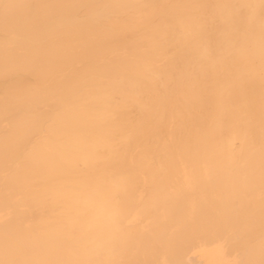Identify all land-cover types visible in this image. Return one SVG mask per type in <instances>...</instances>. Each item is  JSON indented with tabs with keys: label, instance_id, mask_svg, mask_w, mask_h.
<instances>
[{
	"label": "bare ground",
	"instance_id": "obj_1",
	"mask_svg": "<svg viewBox=\"0 0 264 264\" xmlns=\"http://www.w3.org/2000/svg\"><path fill=\"white\" fill-rule=\"evenodd\" d=\"M215 168H227L228 171L232 168H247L252 170V174L255 173L253 169H257L256 174L260 169L263 171L261 175H264V0H0V264H107L109 250H113L110 251L111 258L116 252L122 251L117 247L121 245L118 242L119 236L125 243V249L130 248V245H126V241L128 242L126 231L129 229L134 239L136 234L133 233L137 231L136 228L147 225V218L149 220L156 215L155 211L160 210V208L158 211L155 210L159 207L155 205H161V202L156 200L163 203L166 200L168 203L171 199L172 202L177 201L176 199L179 201L178 197H186L184 194L187 187L190 184L193 187L190 183L191 175V180L197 184L194 187L198 188L200 182L198 195L199 190L203 189L202 192L207 190L206 199L211 195L209 194L211 191L214 193L218 190L214 187L217 185L218 188V182L221 180H224L222 185L234 187L232 186L236 184L234 181L238 180L236 178L232 180L233 171L227 174V178L225 176L223 178L221 174V180H216L213 176L215 172L219 174V171ZM125 169L138 171L123 172ZM165 169H168V172ZM170 169L173 173L179 169L177 171L179 173L176 172L177 176L172 174ZM186 169H189L188 172L191 171L189 173L191 175H186ZM194 169H207L208 172L204 170L205 174L212 177L211 182L213 179L216 181L210 182L211 191L205 182L210 178L206 179L207 176L205 178V174L200 170L193 173ZM212 169L215 171L211 173ZM141 170H145L147 175L150 174L146 176L152 181H149L148 185L155 184L154 179H158V183L153 186L146 184L150 188L163 185L160 183L165 182L167 187L171 185L169 192L167 191L170 193L172 186H175L173 189L176 190L182 188L187 181L189 185L184 186L186 188H182L183 191L176 190L180 193L178 197L171 194L167 196L165 189L156 190L155 192L165 193L164 197L158 194L161 198L157 199L159 196L155 192L150 194L152 196L147 194L149 191L144 189L146 186L143 183H140L142 188L141 185L138 186L139 181L145 182L146 179V173ZM150 170H153L152 173ZM136 172L138 177L144 175L133 180L137 187L135 184L132 186L131 182ZM192 173L196 177L197 174L199 176L195 178ZM126 175L129 177L126 183L131 180V184L129 183L131 186L124 182L128 178ZM181 175L189 177L187 181L184 179L186 182L184 181L182 185L181 178L184 177H180ZM161 176L163 181L160 182ZM165 176L168 177L166 180ZM199 177L200 180H196ZM109 180L114 184L111 185ZM174 180L179 181V184L176 185L177 182ZM169 181L172 184L174 182V185ZM254 181L251 180L253 185L256 183ZM263 181L264 179L261 183ZM107 182L110 186H106ZM115 182L117 186L124 187L125 184L128 188L140 187V192L144 189V195L140 194L143 195L141 199L140 195L137 196L139 191L136 194L132 192V196L137 197H132L133 205L130 203L133 207L130 209L132 213L136 204L135 211L143 212L127 215L126 210L125 216L122 207L118 205L121 215L116 214L118 210L115 212V204L105 199L106 189L110 190L111 193L109 191L108 193L111 195L112 192L120 190L114 188ZM237 184L241 192L242 189L246 191L241 182ZM225 187L223 192L226 191L229 195ZM258 187L255 189L259 192ZM191 189L193 190L187 189L190 192L185 194L188 201H191L193 193L196 192L197 195L196 188L193 193ZM234 189H238V186ZM240 190L238 189L236 196L232 195L236 197L235 200L232 197L234 201L238 199L239 202ZM176 192L171 193L177 196ZM181 192L184 193L182 196ZM116 194L113 196L116 197ZM122 194L125 196V189ZM128 194L130 195L129 192ZM145 194L148 196L145 197ZM120 196L115 198L117 203L128 200L122 197L119 201ZM169 197L171 198L168 199ZM229 197L230 195L227 198L231 199ZM147 198L150 200L147 201ZM151 198H155L156 200H153L157 203L155 204ZM241 198V202H244L243 197ZM193 199L195 197H192L190 204L194 203L192 205L194 209L199 206V210L195 209L198 210V214H195L200 215V207L203 208V204H206L205 197L202 198L204 201L199 199L200 202L199 200L197 202L196 198V203ZM208 199H210L208 209L215 207V201L213 203L215 198L211 200L210 196ZM261 199V203H264ZM137 200L141 203L138 204ZM181 200H184L181 203L183 206H188V211H195L191 210L188 201ZM129 202L128 200L126 203ZM249 202L245 206L249 205ZM142 203H145L143 208ZM257 203L260 202H255L258 206ZM253 204L251 202V206L255 207ZM165 205L161 210L168 214L164 209L169 204ZM231 205L234 207V203ZM207 206L205 205L204 210L209 214ZM257 206L256 210L249 209L255 211V216L256 211L257 215L261 213L260 210L258 212ZM178 207L180 211L187 210L185 207ZM237 207L235 205L233 210H242L241 214L248 211L247 207H245L247 209L243 206ZM215 209L216 207L210 208V213ZM238 211L236 214L239 216L235 218L239 217L242 224L238 226V218L235 223L237 231L245 230L243 226L245 219H242L244 214L241 217ZM142 213L147 217L145 220ZM135 214L137 217L139 214L142 215L139 217L143 219L144 224L139 217H135ZM160 214L157 216V213L155 218L152 217L150 220L161 222L158 218H162ZM169 214L165 215L166 219L169 217L167 220L171 217ZM182 214L188 223L193 221L189 222L187 217L191 215L187 216L189 214L186 212L181 211V216L178 214L177 217H182ZM127 216H130L128 217L130 219L126 221L124 219ZM131 216L135 217V220L131 219ZM174 216L176 217L175 214ZM245 216L249 219L248 215ZM109 217L114 220L108 223L115 224V227H118L119 224L116 223H120L121 219V222L131 223V226L125 229L126 224L122 223L123 226L119 225L116 229V232L118 231L116 234L115 229L107 224ZM175 217L173 218L177 219ZM208 217L207 215L208 221L212 222L213 220H209ZM222 218L219 221L222 222ZM166 219H162L161 225H165L163 229L157 228L156 222L154 223L156 226L150 224V227L141 228L147 229L151 237L156 239L158 237L159 240L149 237L146 239L150 241L148 243L151 241L155 243L156 240V244L162 245L152 246L151 243V249L157 247V252L160 251V256H154L155 259L156 257L159 259L155 260L159 264L163 263L161 258H165L169 252L172 257L175 250L179 251L175 248L177 240L173 252L170 250L174 242L169 243L171 241L169 236V239L166 236L167 242L164 237L159 238L170 233L166 226L171 223L169 229L173 228L174 231L176 224L178 228L184 226L183 220L177 219V222L170 219L171 221L167 222ZM217 219H214V225L210 222V227L209 222L204 221L210 231H207V234L210 235L213 231L212 234L216 237L222 230L225 231L223 234L226 236L228 234L227 238L231 239L229 235L231 231L234 233V228L226 232L228 230L221 229L220 227L224 225L219 226ZM263 219L255 221L257 223L253 225L257 224L258 229H254L264 227ZM136 220L142 224L138 223L140 225H135L136 228L133 230L132 224L133 221L137 222ZM202 220L204 218L201 221L198 219L200 225L194 228L195 231L200 226L203 229ZM249 220L252 222L253 219ZM175 222L177 223L174 225ZM192 223H190L192 226H197ZM215 224L220 228V230L216 228L219 233H215L216 229L213 230ZM121 226L124 229H121ZM177 227L176 230H179ZM107 228L111 230L110 235L113 233L112 236L107 234L108 241ZM202 229H199L203 235L201 237L209 239L204 235L207 229H203L204 234ZM248 230L246 229V232ZM186 231L191 242L198 236L197 231L194 237V234H189L195 231L189 229ZM254 231L250 234L247 232L248 238ZM139 232L140 230L138 234H143ZM256 232L255 235L258 236L260 232L264 233V228ZM175 233L174 235L170 233V236L171 234L174 236L171 238H177ZM145 235L147 236V233ZM261 235L263 237L264 234ZM139 236L137 238L140 240L136 241L135 238L134 242L143 241L136 247L140 249L138 254L144 253L141 259L147 260L151 257L154 260L152 257L154 254H147L150 251L154 252L149 250L151 246L148 247L147 244L145 248H141L142 244L146 243L145 236ZM209 237L213 240V236ZM227 238L225 243L221 241L223 245L230 246L234 243L228 241L226 244ZM177 239L182 238L180 236ZM113 240H117L120 245H116L118 244L116 241L115 244L112 243ZM251 241L253 237L249 242ZM254 241L251 242V246H258ZM110 243L117 249L114 247V250ZM182 244L178 249L184 246ZM191 244L193 242L190 246ZM197 245L199 248V243ZM167 246L171 248L166 250ZM257 246L253 248V251H256L255 257L258 258L257 253L260 258L264 257V250ZM184 247L182 250L186 248L189 250L188 246ZM218 247L220 246L213 247L214 250L210 252H194L195 255L188 259V264H226L225 261L229 258L228 250L226 252L222 249L227 255L226 253L220 255ZM234 248L236 247L233 246L229 253ZM131 249L135 250L133 247ZM133 250L132 252L137 254L138 250ZM116 254V259H123L125 256ZM138 254H133L137 261L131 256L132 262L138 264V261L139 263L142 261L145 264L148 260H140ZM150 254L152 256H149ZM161 254L164 256L161 257ZM232 254L231 258L234 256ZM187 256L186 253L185 257ZM127 258L123 260L132 264ZM222 258L223 260L227 258L225 263H222ZM231 258L229 259L232 260ZM257 258L255 262L260 261V258ZM167 259H164L165 263L176 264L173 261L175 258L166 262ZM123 260L120 261L122 264ZM152 260L149 261L153 262ZM230 260L228 261L231 262ZM233 260V264H237L236 259ZM181 261H183L181 264L187 263L184 259H180Z\"/></svg>",
	"mask_w": 264,
	"mask_h": 264
},
{
	"label": "rangeland",
	"instance_id": "obj_2",
	"mask_svg": "<svg viewBox=\"0 0 264 264\" xmlns=\"http://www.w3.org/2000/svg\"><path fill=\"white\" fill-rule=\"evenodd\" d=\"M127 170H128V169H125V170H122V171L124 172V171H127ZM130 170H131V169H129L128 171H130ZM132 170H133V169H132ZM132 170H131V171H132ZM134 170H136V169H134ZM134 170H133V171H134ZM156 170H157V169H156ZM165 170H166V172H168V169H165ZM170 170L172 171L171 173H172V174H175V175H176V172L179 171V169H178L175 173H173V170H172V169H170ZM170 170H169V173H170ZM180 170H182V169H180ZM188 170H189V169H188ZM188 170L186 169V172H187L186 175H187V176L191 175V174H189L191 171L188 172ZM192 170H193V169H192ZM195 170H198V171L200 170L201 173H202V171H203L204 174H205L204 170L207 171V169H202V170H201V169H194V172H193V173H195V172L197 173V171H195ZM208 170H209V169H208ZM212 170H213V169H212ZM212 170H210L211 173L214 172L215 170L219 171V174H218V172H217V174H216V172L214 173L215 175H214L213 177H214V178L216 177V178H215L216 180H217V179L221 180V176H222L221 174H223V178H224V176H225V178H227V177H226L227 174H229L230 171H233V172H232V173H233L232 175H233L234 177H232V180L234 181V180L237 179L238 181H234V183H236V184H237L238 182H241V184L243 185L242 187H244L246 191H244V190L242 189V187H241V189H242V192H241V190H240V188H239V185H238V184H237V185H236V184H233L232 181H229V183L231 182V184H233L232 186H234V187H232V188H231V186H229V185H227V186H226V185H222L221 183H223L222 181H224V180H221V181L218 182V188L216 187L217 185L214 187V188H216V189H218V190L220 189V191L216 190L217 192L215 191L214 193H212V191H211V187H212V186H211L210 184H211L213 181H215V180L213 179L212 182H211V178H212V177L210 178V176H207V175L205 174V178H206V176H207L206 179L210 178L209 180L205 181V182H207L208 186H210L209 191H211V193H209V194H211V195L208 194V195H209L208 198H210V196H212V199H211V200H213V197L215 198V199L213 200V203H214V201H215V207H216V209L213 210V212L215 211V213L211 212V213L213 214V215H212V214L210 213V210H209V209H210V208H213V209H214L215 207L213 206V207H210V208L208 209V207H209V205H210V199H208V198L206 199V196H207V192H206V191H207V190H204L206 193H205L204 191H203V192L201 191V190H203V189L199 190V194H200V195H198V191H197V189H200V182L198 183V184H199V187H198V188H197V187H194V185H195L196 183H194V181L191 180V179H192V175H191V176H190V177H191V178H190V181H191L190 183H192L193 187H191V184H190L189 187H187V186L189 185V182L187 181V180H189V177H186L185 175H181L180 177H184V178H181V179H183V180L180 179V180L182 181V183H180V185L184 184L183 182L186 180L187 182L185 181L186 184H184V186L187 185V186H186L187 189H189V188H193V190H194V188H196L195 190L197 191V195H198V197H197V195H196V192L193 191L192 189H191L192 193L195 192V194H194V193H193V194L190 193V194H192L191 196H192L193 198L195 197V199H193V201H194L195 203H196V198H198V199H197V202H198L199 199L203 200L204 197H205L204 200H205L206 204H205V203H204V204L202 203V204H203V208L200 207L201 210L199 211L200 215L202 214L201 217H199L200 215H196V214H195V213H197V211L199 210V208H198L199 206L197 205L198 207H196L195 209L198 208V210H195L194 207L192 208V205H193L194 203H193V204H192V203L190 204V202L192 201V197H191V201H188V200H187L188 198L186 199L187 195H185V194H189L190 190H189V191H188L187 189H186V191L184 190V191H185V194L181 192V196L184 194V196H186V197H185V198H182V197L180 198V197H178V195L180 196V193H177V192H180V190L183 191L182 188H186V187H184L183 185H182V188L179 187L180 185L178 186L179 188L176 186V187L178 188V189L175 188V189L177 190V192H176V190L173 189L175 186H172V189L170 188V189H171L170 191H171L172 193H173V192H176L177 196H176L175 194H172L171 192L168 193V192H169V187L171 186V185L169 186V183L172 184L170 181H169V183L167 182V184H168L169 187H167L166 183L163 182V183H160V184H163L164 186L166 185V187H164L163 185H158V186H156L157 188H156V187H155V188H154V187H153V188H152V187L150 188V187H148V186L151 185L152 183L148 185V182L150 181V178L148 179V177H146V176H148V175H150V174L147 175V173H146L145 170H141V172L143 171L144 173H146V175H145L146 179H144L145 177L143 178V179L145 180V182L139 181V179H138V181H139V185H138V186L141 185L140 187L142 188L143 186H142V184H140V183H143V185L146 186V187H144V189H148V191H149V193H147L149 196H152V195H150V194L154 193L156 190L162 189L161 191H163V189H165L164 192L166 191L165 193L168 194L167 196H170V194H171V195H173L174 197H178V198H179V201H178V199H176L177 201L173 200L172 202H171V200H172V199H171V200L169 201L171 204H170L169 202H168V203L165 202L166 200H165L164 203H163L162 201L156 200L155 198H157L156 195H158V194H160V196L162 195V196L164 197L163 194H165V193L163 192V193L161 194V193H159V192H155V193H156V195H155L156 197L153 198V199H155L157 202H161V205H158V204L155 205L157 202L151 198L153 202L155 201V204L152 202L153 206H154V205H155V206H159V207L155 208V210L158 211V209L160 208V210H159L158 212H156V211L154 212V213H156V215H157V213H158L157 216H159V214H160L161 211H162V210H161V207H163L164 204H166V205L169 204V205H168L169 207L167 206L165 209L162 208V209H164V212L167 211L168 214L170 213V214H169V215L171 216L170 219H172L173 217H175V216H174V214H175V215H176L175 218H177L178 220H183V224H184V226H182L184 229H183L181 226H179V228H178V227H177V224H176V223L178 222V220H177V219H174V218H173L174 220L172 219V221H176V220H177V222H175V223H173V224H174V225L176 224V227H177L179 230H180V228H182V229L179 231V230H176V227L173 226V227L175 228L176 233H175V231H174L173 228H172L171 230L169 229V228H171V227H169V226H172L171 223H170V225L166 226L167 229L169 230V231H168V230L166 229V231L172 233L173 235H174V233H175V236L177 235V238H180V236H181V238H182L181 240H180V239H177L176 237H175V238H171V236H172V237H174V236H173L172 234H171V236H170V233H169L168 235H167V234H166V235H165V234H164V235L162 234V235H163L162 238L159 237L160 239H163V237H164V240H165V239H166V236H167V239L170 238V240H171V241H169V243L172 242V241L174 242V243L172 242V243H173V244H172V248L167 246L168 248H166V250L169 249V248H171L170 251L173 250V252H174V250H175V249H173L174 244H175V245H176L177 243L179 244V245H178V244L176 245L177 247L175 246V248H176L177 250H179V251H176V250H175V252H174L175 254H173V253L171 252L172 255H173L172 257L170 256V255H171L170 252H169V253L167 252V253L169 254V256H168V254H167V256H165V258L163 257L164 255L162 256V254H161V257H163V258H161V257H160V258L163 259V260H161L163 263H162L161 261H160V262H161L162 264H171L172 262H171V263H168L167 261H169L171 258H175L174 260H173V259H172V260L175 261L176 264H181V263L183 262V261L180 262V259H181V260L184 259V260H185L184 262H187L186 264H188V263H189V262H188V261H189L188 259L191 258V257H193V256L195 255V253L200 252V251L210 252V251L214 250V248L217 247V245H218V246H220V247H218V249H220V255H222L223 253L225 254V253L227 252V250H228V252H227V253H228V256H227V257L231 258L230 255L233 253L232 255H234V256H232L231 259L233 260V259L235 258V259H236L235 262H237V264H246L247 262H248V264H250L249 262H252L251 264H253V263H254V264H257L256 262H258L259 264H264V262H262L264 257L261 256V258H260V256H259L258 253H257L258 258L255 257L256 255H254V253H255L256 251H253V250H254L253 248H256V246H257L256 243H258V246H257V247L260 246L261 250H262V249L264 250V246H262V243H264V239L261 240V238H264V235H263V237H262V235H261V234H264V233H262L263 231L260 232V234H258V236L255 235V232H256V231H257L256 233H258V231H260V230L263 229L264 227L261 228L262 226H260V227L258 226V227H259V230H257V229H258V228L256 227L257 224H256V226L253 225L254 223H257V222H255V221L259 220V219H257V218H260L259 221H261V218H264V203H261V201H260V199H261L262 197H263V198H262L261 200L264 201V183H263L264 181L261 183V180L264 179V178H263V179L261 178V177H264V175H261V174L263 173V171H261L260 169H258L260 172L256 174L257 169H253V172H255V173L252 174V170H251V169H247V168H234V169L232 168V169H230V171H228L227 168H219V169H218V168H217V169L215 168V170H213V171H212ZM246 170H247V171H246ZM248 170H249V171H248ZM255 170H256V171H255ZM262 170H263V169H262ZM112 171H113V170H108V172H112ZM128 171H127V172H128ZM136 171H138V170H136ZM148 171H149V169H148ZM148 171H147V172H148ZM152 171H153V170H150V173H152ZM221 171H222L223 173H220ZM134 172H135V171H134ZM139 172H140V171H139ZM139 172H138V173H139ZM154 172H156V171H154ZM183 172H185V171H183ZM207 172H208V171H207ZM261 172H262V173H261ZM125 173H126V172H125ZM128 173H130V172H128ZM148 173H149V172H148ZM177 173H179V172H177ZM193 173H192V174H193ZM209 173H210V172H209ZM245 173H246V174H245ZM249 173H250V174H249ZM131 174H132V173H131ZM136 174H137V172L134 173V176L132 177V178H133L132 181L130 180L132 183H133V180H137V178H141V177L144 176V175H143V176L141 175V177H140V176L138 177ZM199 174H200V172H199ZM199 174H197V175L199 176ZM251 174H252V175H251ZM255 174H256V175H255ZM129 175H130V174H129ZM175 175H173V176L175 177ZM193 175H194V174H193ZM200 175H201V174H200ZM210 175H211V174H210ZM212 175H213V174H212ZM212 175H211V176H212ZM253 175H255L254 178H253V177L251 178V176H253ZM126 176H127V175H126ZM130 176H131V175H130ZM135 176H136V178H135ZM170 176H172V175H170ZM170 176H169V177H170ZM176 176H177V175H176ZM198 176H197V177H198ZM201 176H202V175H201ZM229 176H231V174H230ZM257 176H258L259 179L257 178ZM127 177H128V176H127ZM127 177H124V178H127ZM185 177H186V178H185ZM194 177L197 178L196 175H194ZM248 177H249V179H248ZM130 178H131V177H130ZM155 178H156V176H155ZM166 178H168V177L165 176V179H164V180H166ZM172 178H173V177H172ZM201 178H204V177H201ZM229 178H231V177H229ZM235 178H236V179H235ZM250 178H251L252 181H254V179H255L256 183H254V184H255V185L257 184V186L253 185V183L251 182ZM120 179H121V178H120ZM122 179H123V178H122ZM128 179H129V177H128L127 180H125L124 182H125V184H128V185H129L130 181H129V183H126V182L128 181ZM160 179H161V180H159L160 182L163 181V180H162V179H163L162 176L160 177ZM173 179L176 180V178H173ZM184 179H185V180H184ZM206 179H204V180H206ZM123 180H124V179H123ZM146 180H147V181H146ZM152 180H153V178H152ZM154 180H155V182H156L155 184H157V183H158V179L156 178V179H154ZM175 180H174V181H175ZM193 180H194V179H193ZM196 180H200V177H199V179H196ZM228 180H229V179H228ZM257 180H258V182H257ZM121 181H122V180H121ZM208 181H209V183H208ZM255 181H254V182H255ZM259 181H260V182H259ZM109 182H111V181L109 180ZM109 182H107L108 184H106V186H107V185L110 186ZM146 182H147V183H146ZM150 182H152V181H150ZM175 182H177V181H175ZM178 182H179V181H178ZM178 182L175 183V184L178 185V184H179ZM196 182H197V181H196ZM210 182H211V183H210ZM215 182H216V181H215ZM111 183H112L111 185L114 184V182H111ZM120 183H121V182H120ZM136 183H137V182H136ZM187 183H188V184H187ZM201 183H202V181H201ZM225 183H228V182H225ZM251 183H252V184H251ZM121 184H123V183H121ZM125 184H123L124 187H122L121 185H118V186H117V183L115 182V186H114V188H115L116 190H117V189L119 190V188H120V190H119L118 192H116V193H118V194L112 192L113 194L111 195V194L108 193V191L110 192V190H107V189L105 188V189H106V193H107L105 199H106V200L108 199V202H109V201H112V204H115V205H114L115 212H117V210L119 209V208H118L119 206L122 207V209H123L122 211H123V214H124L125 216H126V214H127V215H134V213L138 214V213H140V212H143V211H139V212H138V210L135 211L136 208H137V204L134 206V213H132L133 211L131 212L130 209H133V207H132L133 202H131V201H132V200H131L132 197H137V196H139L141 193H142V194L145 193L144 189L142 190L143 192H142V191L140 192V189H141V188H140V187H139V188H136V187H137V184L133 183L132 186L135 184L136 187H129V188H128V185H126V187H125ZM130 184H131V183H130ZM146 184H147L148 186H147ZM153 184H154V183H153ZM153 184H152V186H153ZM155 184H154V185H155ZM214 184H215V183H214ZM239 184H240V183H239ZM258 184H259L260 187H258ZM260 184H261V185H260ZM172 185H174V182H173ZM196 185H197V184H196ZM203 185H204V182H203ZM205 185H206V183H205ZM212 185H213V184H212ZM221 185H222L223 187L226 186L225 188H227V191H228V193H229V195H230L229 198L232 199V197H233L234 200H235V198H236L235 196L237 195V192H238V189H239V190H240L239 193L241 194L240 198L243 197L244 202H241V199H242V198L240 199L239 197H237V198H239V202H240V203L238 202V199H236L237 201H234V200L232 199L233 202H231V201H230L231 199H228V198H227L229 195L227 194L226 191L223 192L224 190H223V187H221ZM235 185H236V187L238 186V189H236V190L234 189V188H236ZM250 185H252L254 188H251ZM129 186H131V185H129ZM213 186H214V185H213ZM262 186H263V188H262ZM104 187H105V184H104ZM202 187H203V186H202ZM205 187H207V186H205ZM205 187H204V188H205ZM257 187L260 188V189H259V190H260L259 192L257 191V189H255V188H257ZM107 188H108V187H107ZM112 188H113V187H112ZM214 188H213V189H214ZM225 188H224V189H225ZM250 188H251V189H250ZM124 189H125V196H122V195H124V194H122V193L124 192ZM126 189H127V190H126ZM131 189H132V191L130 192ZM134 189H135L136 192H134ZM138 189H139V190H138ZM179 189H180V190H179ZM206 189H207V188H206ZM111 190H112V189H111ZM122 190H123V192H121ZM128 190H129V191H128ZM178 190H179V191H178ZM138 191H139L140 193L137 194V196H136L135 194L138 193ZM148 191H147V192H148ZM167 191H168V192H167ZM200 191H201L203 194L205 193V195H204V196H203V194L201 195V192H200ZM232 191H233V194H231ZM234 191H236V192H234ZM243 191H244V193H243ZM254 191H256V192H254ZM119 192H121V193H119ZM128 192L130 193L131 196L128 194ZM132 192L135 193V194H134L135 196H132V194H133ZM187 192H188V193H187ZM245 192H246V193H245ZM250 192H251V193H250ZM260 192H261V194H260ZM110 193H111V192H110ZM131 193H132V194H131ZM224 193H226V194H224ZM248 193H249V194H248ZM256 193H257V194H256ZM114 194H116L117 196H118V195L120 196V195L122 194V195L120 196V199L118 198L119 201H121L122 197H123V199H124V197H126V198H128V200H129L130 202H129V203H126V202H128V200H126V202H125V200H123L124 202H122V203H117V200H115V198H116L117 196L115 195L116 197H114V196H113ZM147 194H145V197L148 196ZM213 194H214V195H213ZM215 194H216V195H215ZM234 194H235V196H232V195H234ZM244 194L246 195V197H244ZM250 194H251V195H254V197L251 196ZM258 194H259V195H258ZM127 195H128V196H127ZM143 195H144V194H143ZM143 195H140V196H139L140 199L142 198ZM193 195H195V196H193ZM247 195H249V196H247ZM256 195H257L258 197H257ZM158 196H159V195H158ZM160 196H159V198H157V199H160V198H161ZM173 196H171V197H173ZM189 196H190V195H188V197H189ZM199 196H203V197H202L203 199H202L201 197L199 198ZM215 196H216V197H215ZM225 196H226V197H225ZM238 196H239V194H238ZM129 197H130V199H129ZM145 197H144L143 199H145ZM153 197H154V195H153ZM165 197H166V196H165ZM171 197H169L168 199H170ZM249 197H251V198H249ZM256 197H257V198H260V199L258 200V199H256ZM149 198H150V197H149ZM149 198H147V201L150 200ZM247 198H248V199H247ZM254 198H255V199H254ZM116 199H117V198H116ZM137 199L139 200V198H137ZM164 199H165V198H163V200H164ZM168 199H167V201H168ZM181 199H185L186 201H188V204H190V208H192L191 210H195V211H190V210L188 211V206H187V205H186V206H183V204H181V203H182V201H184V200H181ZM135 200H136V198H135ZM138 200H137V201H138ZM180 200H181V201H180ZM189 200H190V199H189ZM204 200H203V201H204ZM227 200H228V201H227ZM243 200H242V201H243ZM119 201H118V202H119ZM139 201H140V200H139ZM139 201H138V204L141 203V202H139ZM141 201H142V200H141ZM143 201H144V200H143ZM174 201H175V202H174ZM245 201H247V202L250 201V202H249L250 204L248 203L249 205L245 206L246 203H247V202H245ZM258 201H259L260 203H259V204L257 203V204H258V206H257V205L255 204V202H258ZM199 202H200V200H199ZM208 202H209V203H208ZM237 202H238V203H237ZM251 202L254 203L253 205H255V207L257 206L258 212L261 211V213L263 214V215H262V214L260 213V214H261V217H260V214L257 215V211H256V216H255V213H254L255 211L252 212L251 210H249V209L256 210L255 207H252V206H251ZM130 203H131L132 205H131ZM135 203H136V202L134 201V204H135ZM148 203L151 204V202H148ZM174 203H175V207H174ZM176 203H178V204H176ZM213 203L211 202V204H213ZM226 203H227V204H226ZM228 203H229V204H228ZM231 203H232V204L234 203V207H235V205H236V207H237V204H239V205H238L239 207H242V206L244 207V206H245V207H247L248 209L245 208V207H244V208L247 209L248 211H246L245 209H243V210L246 211V212H245V214H244V212L241 214L240 211H242V210H240V209H242L243 207L239 209L240 211H238L237 209H236V210H235V209L233 210L234 207H233V205H231ZM242 203H244V204L242 205ZM106 204H107V203H106ZM112 204H111V206H112ZM159 204H160V203H159ZM172 204H173V205H172ZM197 204H200V203H197ZM202 204H201V205H202ZM222 204H223V206H222ZM118 205H119V206H118ZM130 205H131V206H130ZM144 205H145V203H144V204L142 203V208L144 207ZM166 205H165V206H166ZM181 205H182V206H181ZM195 205H196V204H195ZM201 205H200V206H201ZM205 205H208V206H207V209H208L207 211H208L209 214H207L206 210H204ZM229 205H231V206H229ZM240 205H241V206H240ZM127 206H128V207H131V208H128ZM138 206H139V205H138ZM140 206H141V205H140ZM140 206H139V207H140ZM155 206H154V207H155ZM178 206L181 207V208H184V207H185V209H187L186 211H183V210H181V211H182V212H186V214L188 213L189 215H187V216H190V215H191V216H190L191 219H190V217H189V218L187 217V219H189V222L193 220L192 222H194L195 225L197 224V226H195V227L192 226V225L190 224V223H192V222L188 223V220L186 221V219H184L185 217H184L183 214H182V217H177L178 214H179L178 216H181V211H180V208H179ZM249 206H251V208H250ZM135 207H136V208H135ZM170 207H171L172 209L174 208V209H173L174 211H173ZM177 207H178L179 209H177ZM228 207H230V208L232 209V211H235V212L230 211L231 209L229 210ZM239 207H237V208H239ZM258 207H259V208H258ZM108 208H109V207H108ZM190 208H189V209H190ZM253 208H255V209H253ZM110 209H111V208H110ZM124 209H125V210H124ZM138 209H139V208H138ZM166 209H168V210H170L171 212H173V214H172L171 212H169L168 210H166ZM175 209H177L176 212H178V213L175 212ZM185 209H184V210H185ZM112 210H113V208H112ZM126 210H127V211H126ZM129 210H130V211H129ZM141 210H142V209H141ZM202 210H203V211H202ZM211 210H212V209H211ZM259 210H260V211H259ZM124 211H126L127 213L125 214ZM187 211H188V212H187ZM216 211H217V213H216ZM236 211L240 212L239 214H240L241 217H242L243 214H244V218L242 217V219H245V220H243V221H244L245 223H247V224L245 225L244 222H243V226H245V227H244L245 230H244V229H238V231H237V226H236L235 223H237L236 220H238L239 217H238L237 219H236L235 217H236V216H239V215L236 214V213H237ZM250 211H251V212H250ZM110 212H111V210L109 211V213H110ZM115 212H114V213H115ZM129 212H130V213H129ZM137 212H138V213H137ZM193 213H194V214H193ZM246 213H247V214H246ZM248 213H249V214L252 213V214H253V215L251 214L252 217H251V215L249 216ZM116 214H117L118 216L121 215V213L119 212V210H118V213H116ZM116 214H115V215H116ZM119 214H120V215H119ZM136 214H135V217H137ZM142 214H143V213H142ZM168 214H167V213L164 214L163 211H162V213L160 214V215L162 216V218L158 217V218L160 219L161 222H158L159 220H154V222L150 220L152 217L155 218V216H156L155 214H154L151 218H149V220H148L147 217H144V214H143V218H144V220L147 218V222H146L147 225H146V224H145L146 226H145V225H144V226L141 225V226H142L141 228L145 229L147 226L150 227V224L155 225L154 223L156 222V225H157V226H156V225H155V226H156L157 228H159V229H160V228L163 229V228H164L163 226H165V225H164V224L161 225V223H162V221H163L164 219H166L165 217H166ZM184 214H185V213H184ZM197 214H198V213H197ZM216 214H218L219 217H218V215H216ZM223 214H224V215H223ZM115 215H114V218H115ZM117 215H116V219L118 218ZM165 215H166V216H165ZM207 215L209 216V217H208L209 220H211V219L213 220L212 222L210 221V222L212 223V225H214V224H213L214 219H217V218H218L217 220L219 221V220H221V218L223 217V218H222V219H223L222 222H224V223H222L221 221H219L218 225H219V226H222V224H223L224 227H220V228H221V229H223V228H224V229H227L228 231H226V232L231 231V230H232V229H231L232 227L234 228V229H233V230H234V233H233V231H231V232H230V235H229L231 239L227 238L228 234H227V236H226V234H223L225 231H222V230L219 231L220 228H219V226H217V224H215V225H216L215 228H214V227H212V228H214L213 230H215V229L218 227V228H219L218 231L221 232L223 236H222L221 233H220V235L218 234V235H216V237H215V236L213 235V234H214L213 231H212L213 234L210 233V235H208L207 233L210 232V231H208V229H209L208 227H210V222H209L208 219H207ZM215 215H216V217H213V216H215ZM245 215H248V218H249V219H250V218L253 219L252 222H253V221H254V222L252 223L251 220L247 219ZM139 216L141 217L142 215L139 214L138 217H139ZM172 216H173V217H172ZM185 216H186V215H185ZM193 216H195V217H193ZM211 216H212V218H210ZM110 217H111V216H110ZM110 217L108 218L109 220L107 219V224H108V225H111L112 228L115 229V230L112 229V232H113V230L116 232V229H118L119 225H122V226H123L122 223H124L125 221H124V222H123V221L121 222L122 219H121V218H120L121 220L118 219V220L120 221V223H116V225H117V224H119V225H118V227H115V226H114L115 224L112 225V224L108 223V221H110V222L112 223V220H114V219H112V218H110ZM112 217H113V216H112ZM128 217H130V216H127V218L124 217L125 219H124V218H123V219H124V220H126V219H130V218H128ZM135 217L131 216V219L134 218V220H135ZM138 217H137V218H138ZM140 217H139V218H140ZM224 217H226V219H225ZM137 218H136V219H137ZM168 218H169V217H168ZM168 218H167V219H168ZM179 218H180V219H179ZM200 218H201V219L204 218V220H202L201 224L203 223V225H204V226H203V229H204V228L207 229V230H206V234H207L208 236H207L206 234H204V230L201 228V226H200L199 229H200V230L202 229V231H203L202 233L205 235V237H207V238H209V239H206V238H204V237H201V236H203V235L201 234V231H200L199 229H198L199 231L196 229V231H197V235H198V236H196V231H195L194 228H198V226L200 225V223L198 222V219H199V221H201ZM110 219H111V220H110ZM116 219H115V220H116ZM162 219H163V220H162ZM167 219H166V220H167ZM170 219L167 220V222H168V221L170 222V221H171ZM196 219H197V220H196ZM227 219H229V221H228ZM254 219H256V220H254ZM139 220H142V221H143V219H141V218H140ZM139 220H138V221L136 220L137 222H135V223H134V221H133L132 226L134 225V227H133L134 229H133V228H131V229L135 230V228H136L135 225H140V224H142V223L144 224V221L141 223V221L139 222ZM205 220H206V221H205ZM246 220H248L249 222L246 221ZM263 220H264V219H263ZM263 220H262V221H263ZM126 221H127V220H126ZM148 221L153 222V223H150V222H148ZM204 221H205V222H207V221L209 222V226H208V227H207L206 224H204ZM129 222H130V221H129ZM129 222H128V223H129ZM131 222H132V221H131ZM165 222H166V221H165ZM167 222H166V225H167ZM216 222H217V221H216ZM216 222H215V223H216ZM220 222H221V223H220ZM225 222H226V223H225ZM229 222L231 223V225H229ZM113 223H115V221H113ZM136 223H137V224H136ZM138 223H140V224H138ZM158 223H159V225H158ZM198 223H199V224H198ZM227 223H228V224H227ZM124 224H126V225H124L125 229H128V228H129L128 226H131V225H130L131 223H130V224H127V222H125ZM180 224H182V222H180ZM192 224H193V223H192ZM220 224H221V225H220ZM240 224H242V220L240 221V218H239V220H238V226H239ZM160 225H161V226H160ZM205 225H206V226H205ZM262 225H264V224H262ZM106 226H107V225H106ZM122 226H121V227H122ZM126 226H127V227H126ZM230 226H231V227H230ZM121 227H120V228H121ZM124 227H122L121 229H124ZM144 227H145V228H144ZM190 227H192V228H190ZM239 227H240V226H239ZM239 227H238V228H239ZM110 228H111V227H110ZM120 228H119V232H120ZM141 228H139V227H138V229L136 228L137 231H135V232L133 233V234H136V235H134V237H133L134 239L136 238V239H135L136 241H139V240H140L139 238H137V236H139V235H141V237L145 236V239H146V237H149V238H151V239H152V238L156 239V237H153V236L151 237V234H150V232H149V233L147 232V231H148L147 229H146V230H141ZM152 228H153V226H152ZM212 228H211V230H212ZM241 228H243V227H241ZM254 228H257V229H254ZM159 229H157V230H159ZM162 229H161V230H162ZM188 229H189V231H192V232L195 231L194 233H190V232H188V234L190 233L189 235H193V234H194L193 237H194V236L197 237V238L194 237L195 239L192 241L193 244H191V246H190V243H192V242L190 241L191 238H190V240H189L188 238H189L190 236L187 237V231H186V230H188ZM193 229H194V231H193ZM224 229H223V230H224ZM246 229H247V230L249 229V230L247 231L249 234H250L251 232L253 233V231L256 230V231H254V234H251V235H255V237L250 235V238H248V237H249V236H248L249 234L246 232ZM106 230H108V232L106 231V232H107V233H106V239H107V241H108V240H109L108 235H109V236H112L113 233L110 235V234H109V231H111V230H110L109 228H107ZM133 230H132V232H133ZM139 230H140V232H142L143 234H141L140 232H139L140 234H138V231H139ZM154 230H156V229L154 228ZM154 230H153V231H154ZM183 230H184V231H183ZM240 230H241V231H240ZM127 231H129V229H128ZM127 231H126V237L128 238V242L126 241V243H127L126 245H130V248L125 249V248H126L125 245H124L125 243H123L124 241H121V240H123V239L119 236L120 241H118V242H120L121 245L117 242V240H115V241H116V243H118V244H116V245H120V247H119V246H117V247L119 248V250H120V248H121V250H122L121 252H122V253H121V252H120V253H119V252H116V253H118V254H120V255H122V254L125 255V256H123V259H124V260L128 257L127 259L130 260L129 263L137 264L135 261H134L135 263L132 262V261H133L132 258H133L134 260H136V261L138 260V259H135V256H133V254L137 255L138 253H140V249L138 250V249H136V247H138V243L141 245V243H142L143 241H142L141 243H140V242H137V243L134 242V239H132V237H131V235H130V234H131V233H130L131 231H129V233H128ZM143 231H146V232H143ZM149 231H151V229H150ZM173 231H174V232H173ZM177 231L179 232L178 234H180V232H182V233L179 235V237H178ZM207 231H208V232H207ZM215 231H216L215 233H219V232H217V229H216ZM242 231H245V232H246V235H245V232H242ZM117 232H118V231H117ZM117 232H116V234H117ZM121 232H122V230H121ZM123 232H124V231H123ZM136 232H137V233H136ZM157 232H158V231H157ZM157 232H156V233H157ZM199 232H200V234H199ZM240 232H241V233H240ZM145 233H147V236L145 235ZM156 233H154V234H156ZM161 233H162V231L160 232V234H161ZM166 233H167V232H166ZM231 233H233V236H232V237H231ZM243 233H244V234H243ZM107 234H108V235H107ZM114 234H115V233H114ZM119 234H120V233H119ZM119 234H118V235H119ZM123 234H124V233H123ZM148 234H149V236H148ZM154 234H152V235H154ZM234 234H235V237H234ZM120 235H121V234H120ZM127 235H128V236H127ZM260 235H261V237H260ZM168 236H169V238H168ZM209 236H213V240H211L212 237H209ZM224 236L227 238L226 244H228V243H227L228 241H229L230 243H232V242H234V243L231 244L230 246H229V245H227V246L223 245V243H222L221 241H223V242L225 243V239H226V238H225ZM115 237H116V236H115ZM117 237H118V236H117ZM122 237H125V236L122 235ZM139 237H140V236H139ZM200 237H201V238H200ZM221 237H222L223 239H221ZM252 237H253V241L256 239V240L254 241V242H255L254 244L256 245L255 247H252V246H251L252 243H253V241H251L252 243L249 242L250 240H252ZM258 237H259L260 239H258ZM127 238H126V239H127ZM217 238H220V239H217ZM224 238H225V239H224ZM232 238H233V239H232ZM247 238L250 239V240H248ZM254 238H255V239H254ZM117 239H118V238H117ZM131 239H132V240H131ZM142 239H144V238H142ZM142 239H141V240H142ZM145 239H144V242H146V243H144V244H146V245L142 244L143 247L140 246L141 248H145V246H147V244H148V247H149V246H151V243L154 242V241H151V243H148L149 240L147 241V239H146V241H145ZM216 239H217V241H215ZM156 240H159L158 237H157ZM156 240H155V243H152V246H153V244H156ZM176 240H177L178 242H177ZM200 240H201V241H200ZM205 240H206V241H205ZM208 240H209L210 242L212 241L211 243H212L214 246H213L211 243H209ZM232 240H233V241H232ZM110 241H112V239H111ZM110 241H109V242H110ZM113 241H114V240H113ZM115 241L112 242V243L115 244ZM165 241H166V240H165ZM179 241H182L181 243H183L184 246H188L189 250H187V248H186V250L189 251V252H187L185 249L182 250V248H185L184 246H183L182 248L180 247L181 249H178V246H181V243H180ZM218 241H220L219 244H218ZM247 241H248V242H247ZM149 242H150V241H149ZM166 242H167V241H166ZM176 242H177V243H176ZM216 242H217V244H216ZM135 243H136V244H135ZM159 243H160V242H159ZM163 243H164V241H163ZM198 243H199V248H198V245H197ZM249 243H251V244L249 245ZM259 243H260V244H259ZM114 244H113V245H114ZM149 244H150V245H149ZM161 244H162V243H161ZM166 244L168 245V243H166ZM183 244H182V245H183ZM113 245L110 243V246H112V248H113L114 250H115V248L117 249V247H115V245H114V246H113ZM157 245L160 246V247L162 246V245L156 244V246H157ZM169 245H171V244H169ZM222 245H223V247H225L224 249L222 248ZM263 245H264V244H263ZM152 246L149 248V250L152 248ZM212 246H213L214 248H213ZM231 246H232V247H233V246L236 247V248H234V249H236V251L234 252V249H233V251H232L231 253H229V251L232 250V249H231V248H232ZM261 246H262V247H261ZM114 247H115V248H114ZM132 247H133L136 251L138 250V251H137V254H136L135 252H132V250H133V249H131ZM160 247H159V248H160ZM163 247L165 248L166 246H163ZM163 247H162L161 249H163ZM191 247H192V248H191ZM202 247H203V248H202ZM230 247H231V248H230ZM109 248H110V247H109ZM112 248H110V249H112ZM155 248H156V249L153 248V249H151V250H153L154 252L156 251V252H155L156 255H155V253L152 252V251L147 252V254H149V253L154 254L153 256H152L151 254L149 255V256H152V257L154 258V260H152L151 257H150L151 259H150V258H147L148 261H149V260H152L153 262L149 261V263H148V261L145 259V256H144V259H145V260L141 259V255H143L144 253H143V254H142V253H141V254H138V255H139L138 258H139L140 260L147 261L145 264H147V263H148V264H151V263H152V264H159V263H156L155 260L158 259V258H157L158 256H160V253H159L160 251L157 252L158 249H157V247H155ZM206 248H208L209 250H208V249L205 250ZM212 248H213V249H212ZM237 248H238V250H237ZM197 249H198V250H197ZM222 249H223L224 251H226V252L222 251ZM230 249H231V250H230ZM251 249H252V250H251ZM127 250H129L130 255H129V252H128ZM130 250H131V251H130ZM135 250H133V251H135ZM144 250H145V249H144ZM144 250H143V251H144ZM149 250H148V251H149ZM159 250H160V249H159ZM180 250H181V252H180ZM255 250H256V249H255ZM110 251H111V250H109L108 253H107V264H119V263L122 264L123 262H120V261H122L123 259H122V258H120L121 260H120V259H116V258H115V257H117V254H116V253L113 254V256H114L113 258H114V259L111 258ZM112 251H113V250H112ZM112 251H111V252H112ZM117 251H118V250H117ZM168 251H169V250H168ZM183 251H184V252H183ZM191 251H192V252H191ZM221 251H222V252H221ZM125 252H126V254H125ZM131 252H132V253H131ZM162 252H164V251H162ZM162 252H161V253H162ZM194 252H195V253H194ZM236 252H237V254L235 255ZM238 252H241L242 254H241V253L239 254ZM243 252H244V253H243ZM261 252H262V251H261ZM263 252H264V251H263ZM263 252H262V253H263ZM113 253H114V252H113ZM164 253H166V252H164ZM164 253H163V254H164ZM177 253H179V254L182 253V255L185 254V256H186V253H187L188 256H187V257L182 256V255L179 256ZM188 253H189V254H188ZM227 253H226V255H227ZM176 254H177V255H176ZM238 254H239V255H238ZM145 255H146V254H145ZM157 255H158V256H157ZM165 255H166V254H165ZM226 255H225V256H226ZM261 255H263V254H261ZM131 256H132V258H131ZM154 256H157L156 259H155ZM178 256H179L180 258H178ZM118 257H120V256H118ZM125 257H126V258H125ZM169 257H171V258L169 259ZM176 257L179 259V261H178V259H177ZM182 257H183V258H182ZM223 257H224V255H223ZM233 257H234V258H233ZM142 258H143V256H142ZM167 258H168L169 260H168ZM185 258H186V259H185ZM224 258H225V257H224ZM224 258L221 259V260H222V263H225V262H226V264H233V263H234V260L232 261V260H230V259L228 258V260L231 261V262H229V261L227 260V258L225 259V260H227V261L223 260ZM256 258H257V259L260 258V261H259V260H256V262H255V259H256ZM164 259H167V260H166L167 263L164 262V261H165ZM243 259H245V260H243ZM253 259H254V262H253ZM124 260H123V261H124ZM158 260H159V259H158ZM172 260H171V261H172ZM248 260H249V261H248ZM261 260H262V261H261ZM113 261H114V262H113ZM224 261H225V262H224ZM140 262H141V263H139V261H138V264H144L142 261H140ZM173 263H174V262H173ZM173 263H172V264H173ZM124 264H128V263H126V261H124Z\"/></svg>",
	"mask_w": 264,
	"mask_h": 264
}]
</instances>
